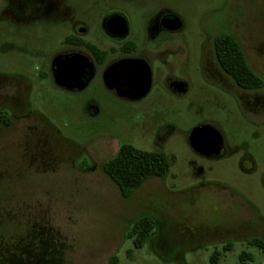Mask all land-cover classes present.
Wrapping results in <instances>:
<instances>
[{
    "label": "rangeland",
    "instance_id": "1",
    "mask_svg": "<svg viewBox=\"0 0 264 264\" xmlns=\"http://www.w3.org/2000/svg\"><path fill=\"white\" fill-rule=\"evenodd\" d=\"M17 1L0 0V264H107L113 254L118 264H209L214 249L218 264H264L251 242L230 238V250L228 241L206 242L217 231L264 243V110L251 113L233 81L226 88L200 69L204 31L219 30L231 13L250 67L264 78V0H151V17L169 10L182 20L167 46L187 88L151 82L135 103L115 100L99 82L69 91L42 80L49 56L91 21L94 0H44L41 12ZM11 99L31 115L10 116ZM200 126L220 136L218 155L193 148ZM121 144L166 153L168 173L122 197L101 169ZM144 216L154 231L134 249L127 233ZM242 251L252 260L240 261Z\"/></svg>",
    "mask_w": 264,
    "mask_h": 264
},
{
    "label": "flooded vegetation",
    "instance_id": "2",
    "mask_svg": "<svg viewBox=\"0 0 264 264\" xmlns=\"http://www.w3.org/2000/svg\"><path fill=\"white\" fill-rule=\"evenodd\" d=\"M17 3L22 7L34 5L38 12L48 7L44 0H18ZM94 3L97 8L94 13L92 11L91 21L83 27H74L73 32L64 38L65 46L46 60L42 80L48 79L55 86L69 91H81L89 84L99 82L112 98L126 103L139 102L147 97L151 92V82H169L171 90V82H187L175 73L171 60L177 57V53L167 46L183 28L177 14L162 10L151 17V0H94ZM132 10L139 11L142 21L139 30L132 25ZM48 12L46 9L44 14ZM235 27L230 13L218 25L219 30L204 31L205 39L200 48L201 72L207 79L221 82L229 89L232 88V79L220 68L215 57L214 40L220 34L229 35L243 49L242 38L235 33ZM95 33L103 37V42H85L82 45L74 40L77 34ZM77 82L84 83V87L77 89L74 86ZM239 90L240 102L251 113L264 110V89ZM7 104L10 116L23 118L31 115L17 111V102L12 99ZM200 127L207 135L209 128ZM213 156L216 155L210 157ZM216 232L210 234L206 241H216Z\"/></svg>",
    "mask_w": 264,
    "mask_h": 264
},
{
    "label": "trees",
    "instance_id": "3",
    "mask_svg": "<svg viewBox=\"0 0 264 264\" xmlns=\"http://www.w3.org/2000/svg\"><path fill=\"white\" fill-rule=\"evenodd\" d=\"M215 57L220 68L242 90L264 89V78L260 77L250 67L246 55L239 42L225 34H220L214 40ZM101 169L119 188L122 197L127 198L134 190L139 188L147 179L163 177L170 169V157L162 151H148L137 148L131 144H121L116 153L101 164ZM154 231V221L149 217H140L135 220L127 237L132 240L134 249L142 248ZM251 244L257 246L264 254V243L253 239ZM231 245L224 246L230 250ZM132 250L126 251L130 256ZM221 251L214 249L209 256V264H218ZM240 261H251L252 256L242 251ZM107 264H118V256L113 254Z\"/></svg>",
    "mask_w": 264,
    "mask_h": 264
},
{
    "label": "water",
    "instance_id": "4",
    "mask_svg": "<svg viewBox=\"0 0 264 264\" xmlns=\"http://www.w3.org/2000/svg\"><path fill=\"white\" fill-rule=\"evenodd\" d=\"M77 89L84 87V83L77 82V85H74ZM73 86V87H74ZM170 87L175 93L181 94L186 91V84L184 82H171ZM207 128V127H206ZM203 131V127H196L191 133V144L193 148L201 155L212 156L218 155L221 151V140L220 136L212 128L209 129L208 134ZM202 136H206L203 139ZM264 182V180H263Z\"/></svg>",
    "mask_w": 264,
    "mask_h": 264
},
{
    "label": "crops",
    "instance_id": "5",
    "mask_svg": "<svg viewBox=\"0 0 264 264\" xmlns=\"http://www.w3.org/2000/svg\"><path fill=\"white\" fill-rule=\"evenodd\" d=\"M215 234L217 235V240L216 241H214V242L206 241V242L212 244V243H218V242H222V241H228V243H226V242L225 243H222L223 246H227V245H229L230 238L232 240H241L242 239V240H245V241H248V242H251V240L253 239V238H249L245 234L238 235L239 237H237V238L234 235H224V234H220V232H216ZM219 261H220V259H219ZM219 261H218V263H219Z\"/></svg>",
    "mask_w": 264,
    "mask_h": 264
}]
</instances>
